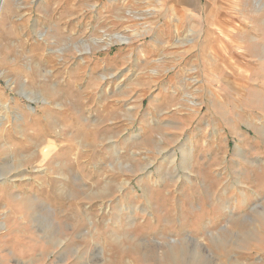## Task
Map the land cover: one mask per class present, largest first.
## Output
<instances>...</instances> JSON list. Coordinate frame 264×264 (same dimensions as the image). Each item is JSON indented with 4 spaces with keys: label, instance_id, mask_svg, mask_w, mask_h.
Instances as JSON below:
<instances>
[{
    "label": "rangeland",
    "instance_id": "obj_1",
    "mask_svg": "<svg viewBox=\"0 0 264 264\" xmlns=\"http://www.w3.org/2000/svg\"><path fill=\"white\" fill-rule=\"evenodd\" d=\"M0 264H264V0H6Z\"/></svg>",
    "mask_w": 264,
    "mask_h": 264
},
{
    "label": "bare ground",
    "instance_id": "obj_2",
    "mask_svg": "<svg viewBox=\"0 0 264 264\" xmlns=\"http://www.w3.org/2000/svg\"><path fill=\"white\" fill-rule=\"evenodd\" d=\"M5 1L6 0H0V14H1L2 9L4 8ZM173 241H175V240H173Z\"/></svg>",
    "mask_w": 264,
    "mask_h": 264
},
{
    "label": "crops",
    "instance_id": "obj_3",
    "mask_svg": "<svg viewBox=\"0 0 264 264\" xmlns=\"http://www.w3.org/2000/svg\"><path fill=\"white\" fill-rule=\"evenodd\" d=\"M184 1H187V0H184ZM197 5L201 7L202 2H200V1L197 2ZM30 109H31V110H35V107H34V106H30Z\"/></svg>",
    "mask_w": 264,
    "mask_h": 264
}]
</instances>
